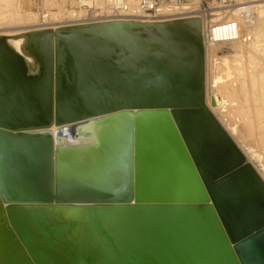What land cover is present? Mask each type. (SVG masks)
<instances>
[{"label": "water", "instance_id": "obj_1", "mask_svg": "<svg viewBox=\"0 0 264 264\" xmlns=\"http://www.w3.org/2000/svg\"><path fill=\"white\" fill-rule=\"evenodd\" d=\"M206 69L200 17L0 35V264H264Z\"/></svg>", "mask_w": 264, "mask_h": 264}, {"label": "bare ground", "instance_id": "obj_2", "mask_svg": "<svg viewBox=\"0 0 264 264\" xmlns=\"http://www.w3.org/2000/svg\"><path fill=\"white\" fill-rule=\"evenodd\" d=\"M235 1L238 6L227 10L226 14L240 6H252L256 16L253 20L240 19L236 39L205 47L206 100L213 115L264 180V0ZM30 2L32 0H0V35L12 37L32 30L73 26L69 22L110 13L107 0H50L47 14L33 13L27 5ZM37 2L43 8L47 0H33L36 5ZM128 3L136 11L139 0H128ZM195 4L164 6L163 11L185 14L196 8ZM57 8L58 12L54 11ZM74 9L76 11H71ZM8 25L14 28H3ZM21 25L28 26L16 27ZM21 42L10 40L16 49Z\"/></svg>", "mask_w": 264, "mask_h": 264}, {"label": "built area", "instance_id": "obj_3", "mask_svg": "<svg viewBox=\"0 0 264 264\" xmlns=\"http://www.w3.org/2000/svg\"><path fill=\"white\" fill-rule=\"evenodd\" d=\"M196 2V8L174 15L165 13L164 6L185 7ZM110 13L87 19L69 22L72 25H81L106 21H140L148 23L165 22L175 19L200 17L203 21V41L206 46L225 43L239 35L240 19L253 20L256 14L252 6H240L233 13L226 14L227 10L237 5L235 0H139L136 11H133L128 0H107ZM229 15V16H228ZM234 15L236 18L231 19ZM71 26V25H65Z\"/></svg>", "mask_w": 264, "mask_h": 264}, {"label": "rangeland", "instance_id": "obj_4", "mask_svg": "<svg viewBox=\"0 0 264 264\" xmlns=\"http://www.w3.org/2000/svg\"><path fill=\"white\" fill-rule=\"evenodd\" d=\"M42 1V0H41ZM50 0H47V2H46V5H45V7L43 6V8H41V6H40V4H39V2H37V5H36V3H33V0H32V2H30L29 4H27L28 6H31V11H33V13H35V14H47L50 10L47 8V7H49L50 6V2H49ZM55 1V0H54ZM60 2V1H59ZM61 3V2H60ZM63 3V2H62ZM33 4V5H32ZM35 6V7H34ZM68 6H70V5H68ZM67 6V7H68ZM26 8V7H25ZM58 10H59V8H57V10L56 9H54V11H57L58 12ZM71 11H76V9H74V10H71ZM84 11H86V12H88L87 10H84ZM88 14V13H87ZM26 27V26H28V25H21V26H16V27ZM4 29H10V28H14V26H10L9 27V25L8 26H5V27H3ZM207 70V69H206ZM210 97H212V93L210 92V95H209Z\"/></svg>", "mask_w": 264, "mask_h": 264}]
</instances>
